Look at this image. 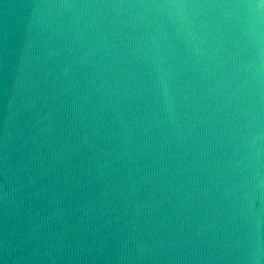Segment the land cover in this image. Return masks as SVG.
<instances>
[{
  "label": "water",
  "instance_id": "water-1",
  "mask_svg": "<svg viewBox=\"0 0 264 264\" xmlns=\"http://www.w3.org/2000/svg\"><path fill=\"white\" fill-rule=\"evenodd\" d=\"M0 264H264V0H0Z\"/></svg>",
  "mask_w": 264,
  "mask_h": 264
}]
</instances>
